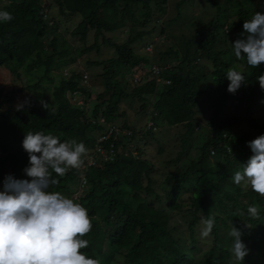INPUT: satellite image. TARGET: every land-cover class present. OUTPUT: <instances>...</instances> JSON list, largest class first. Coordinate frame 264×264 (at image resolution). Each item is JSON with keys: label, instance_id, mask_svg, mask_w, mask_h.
I'll list each match as a JSON object with an SVG mask.
<instances>
[{"label": "trees", "instance_id": "1", "mask_svg": "<svg viewBox=\"0 0 264 264\" xmlns=\"http://www.w3.org/2000/svg\"><path fill=\"white\" fill-rule=\"evenodd\" d=\"M41 1L11 0L0 7V11L13 16L9 22H0V68L9 69L12 65L38 68L41 73L37 81L50 82L54 77L52 69L69 67L75 61L73 56L66 57L71 46L62 37L53 36L46 44L43 42L48 23L54 22L47 17L50 6L59 17L78 18L70 31L78 41L83 43L86 34L92 31L91 45L77 49L74 55L90 50L98 52L99 45L109 48L112 55L90 63L99 69L95 76L102 85V90L94 93L90 115L85 107L70 102L74 94L84 97L83 101L89 96V90L81 85L82 76L75 71L52 87L55 104L52 110L30 107L12 111L10 104L19 91L2 93L0 90V191L9 174L16 179H30L23 172L29 164L28 154L22 147L28 132L51 133L61 142L71 139L83 142L88 149L82 157L83 165L97 145L107 151L105 160L94 154L95 164L83 170L81 167L69 169L63 176L53 172L58 183L49 188L50 192H67L72 185L80 183L79 177L83 174L85 183L76 203L87 209L92 221L91 231L82 237L89 241V247L80 250L88 258L98 259L105 250L104 264H109L120 251H123V264H264V197L253 192L250 186L234 184L232 179L252 155L248 142L264 134V121L260 122V117L254 114L248 116L247 132L236 134L232 128L242 119L223 112L229 102L245 106L256 102L260 104V114L264 115V90L257 81L264 74V64L257 68L247 65L246 58L235 57L231 46L247 35L243 23L252 18L254 11L241 9L237 20L227 22L226 18L221 19L215 3L216 14L205 24L204 31L183 40L177 49L168 47L156 54V62L152 63L159 68V76L166 84H156L149 72L141 75L139 71L136 75L143 76L139 84L130 86L125 78L131 74L130 69L150 63L144 57L136 59L133 45L146 33L143 29L154 21L150 19L151 14H164L168 0H49V7H42ZM185 1L176 2V9ZM261 5L264 7V0ZM127 26L130 31L133 26L141 29L128 35L122 43L105 37ZM223 26L228 34H233L229 47L223 46L224 35L219 33ZM160 29L164 32L162 26ZM118 66H122L121 71L113 75ZM229 69L245 77V83L235 94L227 91ZM133 100L139 103V111L150 110L142 120V127L135 130L124 119L116 127L115 122L124 117L121 103ZM201 104L207 105L211 112L203 128L197 126L200 116L197 107ZM159 128L176 129L177 149L173 155L165 146L159 147L154 135ZM108 130L111 134L107 140L98 141ZM151 140L158 146L156 157L165 154L159 167L171 171L164 176L165 205L161 209L147 202V197L157 196L150 187V173L155 171V165L142 158L143 152L138 146L133 148L135 154L128 151L130 142L150 143ZM180 193L189 195L187 246L179 245L167 228L168 212L184 208L182 201L179 202ZM251 204L259 206V220L247 215ZM210 215L215 218L210 245L194 261L188 254L197 243L194 231L199 221ZM231 226L243 233L242 242L249 249L242 262L231 251ZM170 247L180 252L171 255Z\"/></svg>", "mask_w": 264, "mask_h": 264}, {"label": "clouds", "instance_id": "2", "mask_svg": "<svg viewBox=\"0 0 264 264\" xmlns=\"http://www.w3.org/2000/svg\"><path fill=\"white\" fill-rule=\"evenodd\" d=\"M12 19L11 13L0 11V22ZM243 29L247 35L231 44L234 55L238 60L246 58L247 65L257 68L264 64V13L256 12L250 20H245ZM85 78L83 75V83ZM226 78L227 91L231 94L245 83L244 75L233 69L228 70ZM257 81L264 90V74ZM40 104L45 109L49 106L43 100ZM247 146L252 155L242 171L234 174L233 183L250 186L253 192L264 197V134L249 141ZM22 147L29 159L23 172L30 179H16L11 174L4 178L0 191V264H100L98 259L88 258L80 251L89 247V241L82 238L92 229L87 209L72 198L49 191L58 183L53 172L63 176L69 169L83 165L82 157L88 151L85 144L75 139L61 142L51 133L28 132ZM237 211L244 215L243 211ZM247 215L259 220V206L249 205ZM202 224L201 238H208L215 224L214 216H208ZM242 235L231 226V251L241 262L249 254Z\"/></svg>", "mask_w": 264, "mask_h": 264}, {"label": "rangeland", "instance_id": "3", "mask_svg": "<svg viewBox=\"0 0 264 264\" xmlns=\"http://www.w3.org/2000/svg\"><path fill=\"white\" fill-rule=\"evenodd\" d=\"M8 1L11 0H0V7ZM179 1L180 0H168L164 14H157L153 12L150 19L153 18L154 21L143 29L146 33L133 45V52L136 55V59L144 57L150 63L147 66L141 64V67L136 65L130 69L131 74H128L130 77L128 75L125 77L126 82H128L130 86L131 75H134L139 71L142 72L141 75H144L145 72H148L149 66L153 64L156 65L152 62H156L157 53L166 50L168 47L177 49L183 40L189 39L191 35L195 33L204 31L206 28L205 24L216 14L217 9L216 6H214L215 3L219 6L221 19L224 20V18H226L227 22L237 20V14L241 9L247 12L254 11V13H264V7L261 5L262 0H187L176 9L175 4ZM49 3V0H42L41 6L49 7ZM47 17L49 19H53L54 22L48 23L49 27L47 35L43 38L44 44H46L53 36H56V39L62 37L66 41L65 44H67V46H71V50H67L66 57L73 56L75 61L71 63L69 67L60 66L59 68L52 69L51 73L54 77L50 82L45 79L39 82L37 81L41 73L38 68L25 69L23 65H12L9 69L0 68V90H2V93L9 90L19 91L14 94V100L10 104L12 111L17 110L20 105H23V107H20L19 109H28L30 107L45 109L40 104L41 100L47 102L49 105L47 109L52 110L55 107L51 97L52 87L58 83L60 78L67 77L71 71H75L80 75V77L83 75L86 76L85 83L82 82L81 85L85 89L89 90V96L86 98V101H83L84 97L80 98L78 95H73L70 102L75 105L85 107V109H87V114L90 115V109L94 102V93H98L102 90V85L99 82V79L95 76V74L99 72V69L91 66L90 63L92 61L108 59L112 55V52L109 48H101L102 45H99L100 49L98 52L90 50L89 52L82 53L80 56L76 54L74 55V51L77 49L91 45L92 31H89L86 34L85 41L82 43L78 41L76 37H72L70 35V31L75 27L78 18L69 19L59 17L55 9L51 6L47 10ZM160 26L163 27L164 32H161L162 30L160 29ZM140 29L141 28L137 26H133V29L130 31L128 26L126 28L120 27L113 33L106 34L105 37H109L115 43H122L126 40L128 35H131ZM219 33H223L224 35V37L222 36L225 43L223 46L229 47L233 34H228L224 26ZM149 45H151V51L147 52L145 48ZM70 51L73 52L70 53ZM168 66L169 65L167 64L166 67ZM121 69L122 66L115 68V73L113 72V75H117ZM141 75H139L140 79L143 77ZM148 77H146V79ZM150 99L151 98L148 97V100ZM259 107L260 104L256 102L249 104V106H245L243 103L241 105H237L235 101L224 105L223 112L225 115H236L242 119L238 125L232 128V132L236 134L246 133L247 123L245 119L248 116L252 117L253 114L254 117H260V122L264 121V115L260 114ZM120 110L124 113V117L119 118L115 122V126L119 127L121 120L124 119L129 125H133L135 130H139V128L142 127V120L147 117V111H150L149 108H147L144 112L139 111V103L135 100L131 101V103H128V101L122 102ZM197 110L200 114L197 119V126L199 125L202 128L206 127L207 117L211 112L209 111L207 105L203 104L197 107ZM175 131V128H159L154 132L156 140H159V147L162 145L165 146V148L170 149L172 155L177 149V143L174 137L176 134ZM149 142L150 143H144L139 141L137 144H135V142H130L129 144L131 146L128 145V151L135 154L133 148L138 146L143 152L142 158H145L155 165V171L150 173V178L152 180L150 187L157 196L156 198H154V196L147 197V202L152 204L154 207L161 209L165 205L163 200V193L166 189V184H163L164 176L171 171L170 169L164 170L161 165L159 167L160 161L165 160V154L163 156L161 155L160 157H156L158 146L152 140ZM82 190L83 189H81L80 184H77V186L72 185L70 190L63 192L62 195L74 199V202H78V196ZM179 195V202L182 201L184 208L182 211L168 212L167 228L173 238L177 239V243H179V245L187 246L188 239L186 224L189 222L190 217L188 216V209L186 207L189 195L187 193H180ZM202 228L203 224L199 221L194 231L195 241L197 242L194 244L195 249L191 250V253H188L194 261H198L202 252L208 249L210 245L208 242L209 237L201 238L200 233ZM178 252H180L179 249H174L173 247L169 248V253L171 255H177ZM184 252L187 253V249H184ZM122 259L123 251H120L114 255L113 260L109 264H123ZM98 260L100 261V264L106 263L105 250L99 255Z\"/></svg>", "mask_w": 264, "mask_h": 264}, {"label": "built area", "instance_id": "4", "mask_svg": "<svg viewBox=\"0 0 264 264\" xmlns=\"http://www.w3.org/2000/svg\"><path fill=\"white\" fill-rule=\"evenodd\" d=\"M145 50L147 52H150L151 51V45L147 46L145 48ZM159 71H160L159 68L156 65H154V64L149 66V68H148L149 75L151 76V78H153V80L155 81L156 84H159V83H165L166 84L167 81L161 80V78L159 76ZM139 82H140V76L139 75H136V74L131 75V79H130L131 85H138ZM74 95H76V94H74ZM111 129H112V131H114L113 128H111ZM110 134H111V130H108L107 134L104 135V136H101L98 139V141L107 140V138L109 137ZM93 149H94L93 153L94 154H98L99 156H101L102 160H105L107 158V154H106L107 151L101 149L100 146L95 145ZM109 153H110V151H109ZM94 154L90 155L86 159V163L81 167V170L85 169L87 166H92V165L95 164V159L93 158ZM79 178H80V183H79L80 187L83 188L84 187V183H85L83 174H80Z\"/></svg>", "mask_w": 264, "mask_h": 264}]
</instances>
